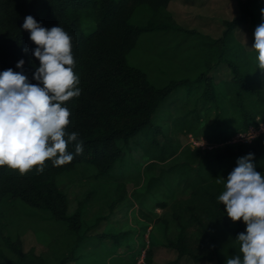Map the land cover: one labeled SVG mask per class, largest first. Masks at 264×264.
<instances>
[{"label":"trees","instance_id":"obj_1","mask_svg":"<svg viewBox=\"0 0 264 264\" xmlns=\"http://www.w3.org/2000/svg\"><path fill=\"white\" fill-rule=\"evenodd\" d=\"M172 1L0 0V71H21L16 65L23 59L24 74L37 83L33 79L40 64L33 54L37 45L30 40L29 31L22 28L28 15L46 28L60 25L73 38L75 70L82 92L66 102L71 112L67 130L79 133L84 142L83 154L61 166H53L49 160L43 172L33 168L21 173L0 167V226L6 227L4 220L11 216L16 202L49 215L45 222L67 225L68 235L75 239L55 241L56 253L70 249L59 264L74 262L75 254L89 239L87 231L111 219L100 216L92 226L85 227L84 210L90 198L80 201L71 213L62 180L80 173V168L93 180H123L130 176L125 175L126 163L139 164L133 163L135 152L145 160L135 180L132 201L146 225L159 230L161 244L177 252V261L188 257L194 263L226 264L228 256L239 252L236 238L246 225L226 215V206L217 199L224 190L218 179H227L238 158L248 153L254 154L257 171L264 173V133L251 143L225 144L234 133L258 127L259 117L264 121V71L258 69L255 50L246 49L234 37V31L243 23L250 22L256 28L264 21V0L240 3V16L225 22L223 36L208 43L215 64L208 61L207 69L193 80L174 79L158 87L130 64L129 56L145 34L177 30L198 35L173 21L167 13ZM140 14H149L152 19L144 22L138 19ZM83 20L93 21L96 30L86 33ZM220 64L229 69L231 78L218 84L209 70ZM212 114L214 124L208 125L205 121ZM233 125L237 131L229 134ZM197 133L221 148H193L177 137ZM120 189L111 214L126 204H130L128 208L134 206L130 200L127 202L125 185L121 184ZM126 234L98 235L101 243L108 239L114 247L110 253L100 255L96 264H108L109 260L128 264L125 255H116ZM3 239L9 254L0 250V264H46L42 256L25 254L20 239L13 241L10 235ZM126 246L130 248L129 243ZM152 263L153 251L148 249L146 264Z\"/></svg>","mask_w":264,"mask_h":264},{"label":"rangeland","instance_id":"obj_2","mask_svg":"<svg viewBox=\"0 0 264 264\" xmlns=\"http://www.w3.org/2000/svg\"><path fill=\"white\" fill-rule=\"evenodd\" d=\"M245 1L247 0H173L167 13L183 30L194 31L198 35L191 36L177 30L169 33L145 34L141 37L138 47L130 54V64L143 71L149 80L158 87L165 86L174 79H195L207 69L208 61H211L212 65L215 64L213 49L208 43L223 36L226 30L224 23L231 22L240 16L239 4ZM138 19L145 22L152 17L149 14H140ZM83 29L86 33H92L96 30V24L91 20H83ZM254 31L255 27L250 22H246L234 31V37L240 45L252 51ZM209 72L215 77L218 84L231 78V72L224 64L216 66ZM220 87L221 85L218 88ZM178 103H182V101ZM206 113L203 111V114ZM214 121L215 114H212L205 123L213 125ZM257 121L259 126L264 125V121H261L260 117ZM167 129L168 125L164 130L167 132ZM234 131H237V128L233 125L228 133ZM177 137L183 145L187 146L209 143L206 137L198 133L192 137ZM133 155V163L139 164L136 166L127 162L125 175L130 176L123 180L112 179L105 182L93 180L87 177L83 168H80V173L62 180L61 187L69 196L71 213L78 209L80 201L90 198L84 210L85 227L92 226L100 216L111 217L108 222L103 220L95 230L87 229L88 234L86 235L89 239L85 240L87 242L75 254L76 260L71 264H96L100 255L110 253L114 247L111 242H108L111 240L105 239L106 242L101 243L102 239L99 240L96 237L103 233L124 232L127 233L124 245L117 249L116 255H125L124 258L128 264L132 262L138 264L143 253L148 249L153 251L152 264H217L216 261L194 263L188 257L177 261V252L167 249L161 244L163 239L159 230L153 226L148 227L141 219L138 207L132 201L131 193L136 188L135 180L143 170V160L145 159H140V152H135ZM121 184L125 185L127 202L130 200L134 206L128 208L130 204H126L125 208L118 207L115 209V213L111 214V206L118 199ZM48 217L49 215L16 202L12 208L11 216L4 220L6 227L0 226V250L9 254L3 242V236L10 235L13 241L20 239L25 254L33 252L36 256L44 257L46 264H59L60 260L70 253V249L59 250V253H56L55 241H73L75 238L68 235L67 225L45 222L48 221ZM126 243H129L130 248L126 246ZM93 254L95 256H91ZM108 264L114 263L109 260Z\"/></svg>","mask_w":264,"mask_h":264},{"label":"clouds","instance_id":"obj_3","mask_svg":"<svg viewBox=\"0 0 264 264\" xmlns=\"http://www.w3.org/2000/svg\"><path fill=\"white\" fill-rule=\"evenodd\" d=\"M22 28L37 45L33 51L40 62L33 74L37 83L24 74L23 59L16 65L21 71H0V167L43 172L49 160L61 166L84 152L79 133L67 130L71 112L66 106L82 90L69 33L60 25L46 28L31 15L24 18ZM251 49L258 69L264 71V21L255 28ZM253 160V153L238 158L227 179H218L224 190L217 199L226 206V215L246 225L236 238L239 252L228 256L226 264H264V173L257 171Z\"/></svg>","mask_w":264,"mask_h":264},{"label":"built area","instance_id":"obj_4","mask_svg":"<svg viewBox=\"0 0 264 264\" xmlns=\"http://www.w3.org/2000/svg\"><path fill=\"white\" fill-rule=\"evenodd\" d=\"M262 133H264V125L254 127L251 126L246 131H238L234 133L231 137H229L228 141L225 142V144L231 145V144H238V143H251L255 139H257ZM204 141V140H203ZM224 145V144H223ZM222 145L219 144H212L205 142L204 144L200 145H191L193 148H199L202 150H209L214 151L218 148H220ZM138 264H146V252L143 253L140 262Z\"/></svg>","mask_w":264,"mask_h":264},{"label":"crops","instance_id":"obj_5","mask_svg":"<svg viewBox=\"0 0 264 264\" xmlns=\"http://www.w3.org/2000/svg\"><path fill=\"white\" fill-rule=\"evenodd\" d=\"M171 4V3H170Z\"/></svg>","mask_w":264,"mask_h":264}]
</instances>
